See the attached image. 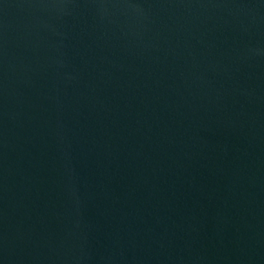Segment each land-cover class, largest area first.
Here are the masks:
<instances>
[{"label": "water", "instance_id": "obj_1", "mask_svg": "<svg viewBox=\"0 0 264 264\" xmlns=\"http://www.w3.org/2000/svg\"><path fill=\"white\" fill-rule=\"evenodd\" d=\"M0 264H264V0H0Z\"/></svg>", "mask_w": 264, "mask_h": 264}]
</instances>
